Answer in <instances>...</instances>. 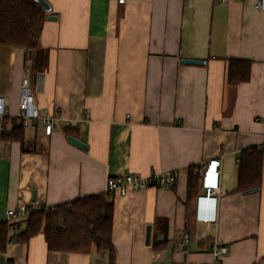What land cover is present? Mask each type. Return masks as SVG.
I'll list each match as a JSON object with an SVG mask.
<instances>
[{
    "label": "crops",
    "instance_id": "0c3cea01",
    "mask_svg": "<svg viewBox=\"0 0 264 264\" xmlns=\"http://www.w3.org/2000/svg\"><path fill=\"white\" fill-rule=\"evenodd\" d=\"M45 1L55 21L45 17L36 48L0 45V212L48 211L104 194L111 177L176 171L173 186L113 194L114 264H204L214 239L228 247L221 264H264V0ZM230 60L251 62L247 82L227 83ZM24 87L54 119L49 135L16 118ZM224 146L219 196L201 197L199 176L189 197L187 169ZM253 148L261 186L234 192L239 154ZM0 264H110V251H48L39 233L6 245Z\"/></svg>",
    "mask_w": 264,
    "mask_h": 264
},
{
    "label": "trees",
    "instance_id": "16d2710c",
    "mask_svg": "<svg viewBox=\"0 0 264 264\" xmlns=\"http://www.w3.org/2000/svg\"><path fill=\"white\" fill-rule=\"evenodd\" d=\"M45 13L33 0H0V45L34 49L38 45ZM251 62L230 60L227 83L238 85L250 78ZM22 134L23 126L14 129ZM14 138V137H13ZM15 139V138H14ZM22 143V142H21ZM195 166L189 168L187 189L190 197L196 192L199 176L193 175ZM262 182V150L247 149L239 154L237 183L234 192L245 193L260 188ZM113 200L107 194L83 197L48 211L33 212L25 228L16 232L15 242H25L42 234L47 250L87 254L92 247L110 251V264H114L112 245ZM7 231L0 225V251L6 246Z\"/></svg>",
    "mask_w": 264,
    "mask_h": 264
},
{
    "label": "built area",
    "instance_id": "2783aa9c",
    "mask_svg": "<svg viewBox=\"0 0 264 264\" xmlns=\"http://www.w3.org/2000/svg\"><path fill=\"white\" fill-rule=\"evenodd\" d=\"M215 2L226 6L231 0H214ZM239 2L240 0H235ZM125 0H118V3L124 4ZM257 7L264 9V2L257 3ZM18 114L16 116L24 126L28 125L30 122L42 121L45 125V134L49 135L51 133L52 119L42 118L33 103V97L28 91L27 87L22 88L21 99L18 105ZM4 104L3 100L0 98V116H3ZM264 136V134H263ZM264 141V138H263ZM229 148L224 146L221 152L218 154L217 158L212 162H200L195 169L192 171L193 175L202 176V192L205 198L212 196H219V188L217 185V177L220 175V165L222 159L229 154ZM189 171V169H187ZM208 176V181H206V175ZM178 172L176 171H164L160 173H152L149 176H138L126 174L119 177H111L106 180L105 184V194L108 195L109 199H113V194L118 193L121 197H125L127 189L130 188L134 192L144 191L152 186L158 188H166L173 186L176 182ZM212 178H215L212 180ZM200 198V197H199ZM199 200H203L200 198ZM34 212L32 208L27 204H21L13 209H6L0 212V225H4L7 231L6 245H11L15 242L14 235L22 226V223L28 219V217ZM205 245L210 249V255L212 260L204 264H221L224 257L228 255V247L218 242L216 239L206 242Z\"/></svg>",
    "mask_w": 264,
    "mask_h": 264
},
{
    "label": "water",
    "instance_id": "95a60500",
    "mask_svg": "<svg viewBox=\"0 0 264 264\" xmlns=\"http://www.w3.org/2000/svg\"><path fill=\"white\" fill-rule=\"evenodd\" d=\"M35 3H37L40 8L42 9V11L47 14L46 16V20L47 21H55V17L50 15L51 9L49 4L45 1V0H33ZM30 53V52H29ZM181 63L183 64H191V65H203L205 64V61L202 60H194V59H182ZM67 141L72 144L73 146L79 148L80 150L86 151L87 150V146L81 142L80 140H78L77 138H74L72 136H68L67 137ZM258 191V188L256 189H251L245 193H253ZM150 235H151V227L147 226L146 227V232H145V244L149 245L150 244Z\"/></svg>",
    "mask_w": 264,
    "mask_h": 264
},
{
    "label": "clouds",
    "instance_id": "9594fccd",
    "mask_svg": "<svg viewBox=\"0 0 264 264\" xmlns=\"http://www.w3.org/2000/svg\"><path fill=\"white\" fill-rule=\"evenodd\" d=\"M200 202H201V200H198L197 208H196L197 211H199V212H200V209H201V206H202ZM198 215H199V213H198ZM197 217H198V216H197Z\"/></svg>",
    "mask_w": 264,
    "mask_h": 264
}]
</instances>
